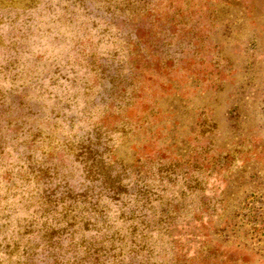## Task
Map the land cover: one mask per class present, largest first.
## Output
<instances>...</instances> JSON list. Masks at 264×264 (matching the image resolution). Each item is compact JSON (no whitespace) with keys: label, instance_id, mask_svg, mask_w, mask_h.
<instances>
[{"label":"rangeland","instance_id":"obj_1","mask_svg":"<svg viewBox=\"0 0 264 264\" xmlns=\"http://www.w3.org/2000/svg\"><path fill=\"white\" fill-rule=\"evenodd\" d=\"M0 264H264V0H0Z\"/></svg>","mask_w":264,"mask_h":264}]
</instances>
